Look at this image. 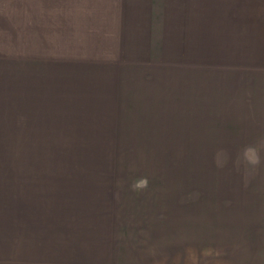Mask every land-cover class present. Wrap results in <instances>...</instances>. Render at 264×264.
<instances>
[{
	"label": "rangeland",
	"instance_id": "1",
	"mask_svg": "<svg viewBox=\"0 0 264 264\" xmlns=\"http://www.w3.org/2000/svg\"><path fill=\"white\" fill-rule=\"evenodd\" d=\"M10 3L9 48L49 19L31 48L96 72L50 122L0 109V211L108 212L172 264H264V0Z\"/></svg>",
	"mask_w": 264,
	"mask_h": 264
},
{
	"label": "crops",
	"instance_id": "2",
	"mask_svg": "<svg viewBox=\"0 0 264 264\" xmlns=\"http://www.w3.org/2000/svg\"><path fill=\"white\" fill-rule=\"evenodd\" d=\"M10 2L0 0V21L2 16H11ZM47 20L42 24L36 19L34 24L24 25L19 52L12 48L11 27L8 34L0 30V109L19 107L21 118H31L22 120L26 123L52 121L43 120V109L47 115L55 116L61 111L64 115L63 108L72 106L70 102L78 96H84L75 93L74 77L78 73L92 76L96 72L93 64L42 56L41 47L31 48L40 43L44 48L49 44L50 31L57 32L58 27L54 28L52 20ZM82 84L80 91L88 85ZM111 214L0 211V264H157V256L163 251L166 255L170 253L171 259L166 255L160 259L164 264H172V239L158 240L159 235L147 240L138 237V241L135 235L126 238L114 227ZM142 242L146 246L140 248Z\"/></svg>",
	"mask_w": 264,
	"mask_h": 264
},
{
	"label": "clouds",
	"instance_id": "3",
	"mask_svg": "<svg viewBox=\"0 0 264 264\" xmlns=\"http://www.w3.org/2000/svg\"><path fill=\"white\" fill-rule=\"evenodd\" d=\"M146 184H147V181L146 180L145 181H141L140 186H146Z\"/></svg>",
	"mask_w": 264,
	"mask_h": 264
}]
</instances>
